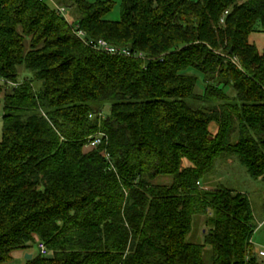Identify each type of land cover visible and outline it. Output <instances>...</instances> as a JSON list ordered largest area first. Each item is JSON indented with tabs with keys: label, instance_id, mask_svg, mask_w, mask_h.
I'll use <instances>...</instances> for the list:
<instances>
[{
	"label": "trees",
	"instance_id": "1",
	"mask_svg": "<svg viewBox=\"0 0 264 264\" xmlns=\"http://www.w3.org/2000/svg\"><path fill=\"white\" fill-rule=\"evenodd\" d=\"M53 1L75 22L0 0V264L37 242L26 264H261L249 196L206 184L225 159L264 183V0H125L118 22L114 0Z\"/></svg>",
	"mask_w": 264,
	"mask_h": 264
},
{
	"label": "rangeland",
	"instance_id": "2",
	"mask_svg": "<svg viewBox=\"0 0 264 264\" xmlns=\"http://www.w3.org/2000/svg\"><path fill=\"white\" fill-rule=\"evenodd\" d=\"M48 1L49 0H45ZM91 3H96L102 0H89ZM125 0H114V8L107 15L106 19L118 22L122 17V5ZM53 7V5H52ZM75 10L67 9L65 16L68 21L72 24L76 20ZM250 41L255 44L261 53L264 52V33H256L251 36ZM21 79L24 78V70L21 69ZM4 102L3 98L0 102V139L3 135L4 124ZM217 129L216 125L212 126V131L215 132ZM186 165H189L188 163ZM172 183L171 177H159L156 180V184L170 185ZM209 188L207 189H220L227 188L230 190H235L247 194L252 202L254 214L256 217L257 224L259 228L257 229L252 243L255 247V252L257 250L264 249V183L261 181H256L250 177L246 169L240 165L235 160H222L217 167V170L211 174L207 184ZM208 228L206 227V220L204 217H195L194 218V227L193 232L189 237V241L196 244H201L204 242V233H207ZM32 255L38 256L40 254L39 243H34L29 249ZM258 255V254H257ZM261 264H264V258L259 257ZM204 261L206 264H211L212 261V249L207 247L204 252ZM26 255L23 252L14 253V259L8 264H26Z\"/></svg>",
	"mask_w": 264,
	"mask_h": 264
},
{
	"label": "built area",
	"instance_id": "3",
	"mask_svg": "<svg viewBox=\"0 0 264 264\" xmlns=\"http://www.w3.org/2000/svg\"><path fill=\"white\" fill-rule=\"evenodd\" d=\"M49 2L56 8L58 9L62 14L65 15L66 10L64 8H60L58 7L55 2L53 0H49ZM222 23H225L224 18L222 19ZM77 36L83 40L88 46H90L91 48L106 53V54H110V55H125L127 57H131V53L127 52V51H123L121 49L115 48L114 46H112L111 44H109L107 41L105 40H99V41H95V40H87V36L83 31H78L76 32ZM1 84H8V85H12L11 83L7 82L5 78H3L2 76H0V85ZM103 140H104V136L103 135H98L95 138H92L89 143L88 146L89 148L92 149H96L98 147H100L103 144ZM107 157L109 158V155H107ZM39 249H40V253L44 256H48L49 255V251L46 247V245L42 242L39 243ZM257 254L259 255V257L264 258V249L262 250H257Z\"/></svg>",
	"mask_w": 264,
	"mask_h": 264
},
{
	"label": "water",
	"instance_id": "4",
	"mask_svg": "<svg viewBox=\"0 0 264 264\" xmlns=\"http://www.w3.org/2000/svg\"><path fill=\"white\" fill-rule=\"evenodd\" d=\"M33 258H34V256L31 254L26 255V261H31V260H33Z\"/></svg>",
	"mask_w": 264,
	"mask_h": 264
},
{
	"label": "crops",
	"instance_id": "5",
	"mask_svg": "<svg viewBox=\"0 0 264 264\" xmlns=\"http://www.w3.org/2000/svg\"><path fill=\"white\" fill-rule=\"evenodd\" d=\"M20 252H23V254L27 255V254H31V252L29 250H26V251H20ZM32 255V254H31ZM34 256V255H33Z\"/></svg>",
	"mask_w": 264,
	"mask_h": 264
}]
</instances>
